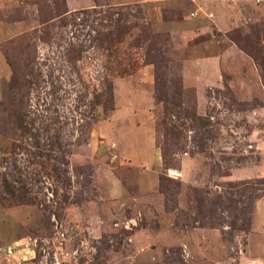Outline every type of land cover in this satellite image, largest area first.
I'll use <instances>...</instances> for the list:
<instances>
[{
  "label": "rangeland",
  "instance_id": "rangeland-1",
  "mask_svg": "<svg viewBox=\"0 0 264 264\" xmlns=\"http://www.w3.org/2000/svg\"><path fill=\"white\" fill-rule=\"evenodd\" d=\"M0 264H264V0H0Z\"/></svg>",
  "mask_w": 264,
  "mask_h": 264
},
{
  "label": "trees",
  "instance_id": "trees-1",
  "mask_svg": "<svg viewBox=\"0 0 264 264\" xmlns=\"http://www.w3.org/2000/svg\"><path fill=\"white\" fill-rule=\"evenodd\" d=\"M100 39V38H99ZM101 40V39H100ZM249 55L254 57L248 51ZM165 58L160 56V59L156 61L152 59L149 63L154 65V92L155 98L158 102L162 104V115L159 119L160 129H161V142H160V153L163 164L170 166L168 159L170 155L178 150L179 139L182 134L183 126L185 120L189 119L194 121L198 119L202 121L201 118L196 117L195 114L189 111L183 106L182 102V87L180 83L179 76L176 77V83L172 84V95L170 99L165 97V75L167 64L162 63ZM201 146V144H200ZM201 150V149H200Z\"/></svg>",
  "mask_w": 264,
  "mask_h": 264
},
{
  "label": "built area",
  "instance_id": "built-area-1",
  "mask_svg": "<svg viewBox=\"0 0 264 264\" xmlns=\"http://www.w3.org/2000/svg\"><path fill=\"white\" fill-rule=\"evenodd\" d=\"M7 251H10L9 249H7Z\"/></svg>",
  "mask_w": 264,
  "mask_h": 264
}]
</instances>
